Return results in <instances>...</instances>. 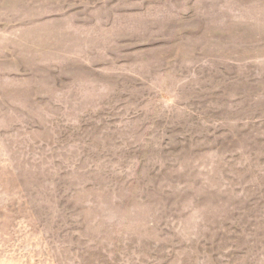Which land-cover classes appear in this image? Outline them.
<instances>
[{"label": "rangeland", "instance_id": "374dc122", "mask_svg": "<svg viewBox=\"0 0 264 264\" xmlns=\"http://www.w3.org/2000/svg\"><path fill=\"white\" fill-rule=\"evenodd\" d=\"M0 264H264V0H0Z\"/></svg>", "mask_w": 264, "mask_h": 264}]
</instances>
